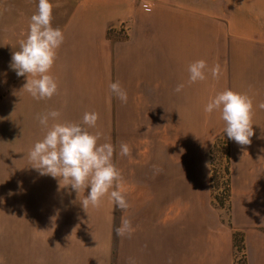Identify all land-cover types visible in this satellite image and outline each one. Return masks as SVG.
I'll return each mask as SVG.
<instances>
[{
    "label": "crops",
    "instance_id": "0c3cea01",
    "mask_svg": "<svg viewBox=\"0 0 264 264\" xmlns=\"http://www.w3.org/2000/svg\"><path fill=\"white\" fill-rule=\"evenodd\" d=\"M140 1L139 6V0H80L61 28L63 43L50 69L56 93L33 99L21 91V77L5 96L0 178L5 180L7 264H233L229 247L226 256L215 248L207 258L204 238H175L170 222L158 225L157 211L135 217L131 234L117 236L115 204L107 194L95 207H79L76 219H66L65 182L61 180L60 187L59 178L39 175L28 158L47 130L38 117L53 110L59 115L49 119V127L80 123L84 113L95 112V127L87 131L99 133L98 143L113 145V164L122 143L135 148L150 132L172 128L175 110L183 131L185 101L197 100L200 125L205 83L188 81L187 66L200 59L199 51L190 50L189 27L174 25L172 12L169 20L166 13L146 12L143 3L148 0ZM125 20L132 21L128 37L110 38L109 28ZM111 82H119L126 91V103L111 94ZM178 85L182 88L176 92ZM84 189L83 198L88 192ZM144 190L146 195L158 191ZM245 244L247 264H264V235L246 234Z\"/></svg>",
    "mask_w": 264,
    "mask_h": 264
},
{
    "label": "rangeland",
    "instance_id": "374dc122",
    "mask_svg": "<svg viewBox=\"0 0 264 264\" xmlns=\"http://www.w3.org/2000/svg\"><path fill=\"white\" fill-rule=\"evenodd\" d=\"M79 1L50 0L52 26L61 30ZM36 4L37 0H0V116L5 96L21 78L9 67L11 54L24 39ZM143 4L153 12L166 13L167 20L172 12L174 25L189 27L190 50L199 51V60L209 69L219 66L216 79L205 73L202 104L225 89L251 99L253 136L247 145L228 139L219 110L205 113L203 124L200 107L199 125L197 100L185 101L183 131L175 110L172 128L150 132L137 147H129L127 156L116 158L114 166L128 207L115 206V229L122 218L133 226L135 217L143 219L157 211L158 225L170 222L175 238H204L207 258L215 248L224 255L229 247L233 264H246L245 235H264V110L257 108L264 102V0H148ZM113 26L108 30L110 38L128 37L130 27L126 32L120 23ZM64 186L63 217L76 219L79 200L87 190L82 188L77 195ZM145 187L158 191L146 195ZM66 203L71 207L65 208ZM5 219L2 176L0 264H7Z\"/></svg>",
    "mask_w": 264,
    "mask_h": 264
},
{
    "label": "clouds",
    "instance_id": "9594fccd",
    "mask_svg": "<svg viewBox=\"0 0 264 264\" xmlns=\"http://www.w3.org/2000/svg\"><path fill=\"white\" fill-rule=\"evenodd\" d=\"M144 10L151 11L148 6ZM51 19L50 0H37L36 11L29 19L27 33L18 42V50L12 51L9 64L17 77L25 78L21 91L38 100L51 98L57 91V83L49 73L56 49L63 43L64 37L59 28L52 26ZM206 72L216 79L220 69L218 65L209 69L204 60L193 61L187 66L188 81H202ZM181 88L182 85H178L175 91L179 92ZM108 89L121 103L127 102V93L119 82L109 83ZM252 107L248 96L225 89L210 97L203 111L207 114L219 110V118L225 125L224 135L238 145H247L253 136L250 123ZM257 108L264 110V102L259 103ZM58 115L53 110L38 117L39 124L47 130L28 153L32 167L41 176L59 178L60 187V181L63 180L64 187L70 186L77 195L82 188H87V195L79 200L85 211L90 205L97 206L105 194L116 208L126 210L128 205L121 191L120 174L112 163L113 145L109 142L98 143L99 133L91 134L87 131V128L95 127L97 114L86 112L80 123H53L49 127V119L54 120ZM128 154V145L122 143L118 155ZM131 231L128 220L123 218L120 226L115 229L117 236L130 235Z\"/></svg>",
    "mask_w": 264,
    "mask_h": 264
},
{
    "label": "built area",
    "instance_id": "2783aa9c",
    "mask_svg": "<svg viewBox=\"0 0 264 264\" xmlns=\"http://www.w3.org/2000/svg\"><path fill=\"white\" fill-rule=\"evenodd\" d=\"M113 27H115V26H113ZM121 27H122L126 32H128L130 25L127 24L126 21H121V23H120V27H119V28H121ZM110 28H112V26H111Z\"/></svg>",
    "mask_w": 264,
    "mask_h": 264
},
{
    "label": "trees",
    "instance_id": "16d2710c",
    "mask_svg": "<svg viewBox=\"0 0 264 264\" xmlns=\"http://www.w3.org/2000/svg\"><path fill=\"white\" fill-rule=\"evenodd\" d=\"M247 264V263H246Z\"/></svg>",
    "mask_w": 264,
    "mask_h": 264
}]
</instances>
